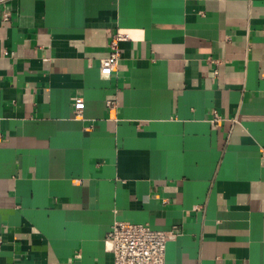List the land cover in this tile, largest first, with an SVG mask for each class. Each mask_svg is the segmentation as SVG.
<instances>
[{"label":"crops","instance_id":"0c3cea01","mask_svg":"<svg viewBox=\"0 0 264 264\" xmlns=\"http://www.w3.org/2000/svg\"><path fill=\"white\" fill-rule=\"evenodd\" d=\"M117 221L264 264V0L0 3V264H113Z\"/></svg>","mask_w":264,"mask_h":264},{"label":"built area","instance_id":"2783aa9c","mask_svg":"<svg viewBox=\"0 0 264 264\" xmlns=\"http://www.w3.org/2000/svg\"><path fill=\"white\" fill-rule=\"evenodd\" d=\"M7 0H0L4 3ZM4 19L8 13H3ZM124 29H117L109 40V54L102 58L99 73L102 77L109 76L115 71L118 60V43L128 39ZM106 105L113 108L114 99H108ZM73 115L75 118L82 117L84 101L81 97H73ZM221 118L214 115L211 122L214 126L221 124ZM180 233L177 227L167 230H156L148 224L130 223L125 221L114 222L104 240L105 248L113 254V264H164L165 246L168 240L173 239ZM79 255L76 254L75 257Z\"/></svg>","mask_w":264,"mask_h":264}]
</instances>
